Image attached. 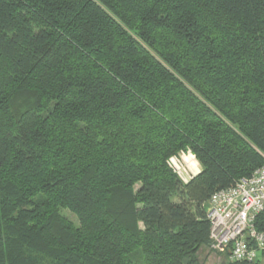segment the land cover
<instances>
[{
	"label": "trees",
	"instance_id": "trees-1",
	"mask_svg": "<svg viewBox=\"0 0 264 264\" xmlns=\"http://www.w3.org/2000/svg\"><path fill=\"white\" fill-rule=\"evenodd\" d=\"M263 157L264 0H0V264H199Z\"/></svg>",
	"mask_w": 264,
	"mask_h": 264
},
{
	"label": "built area",
	"instance_id": "built-area-1",
	"mask_svg": "<svg viewBox=\"0 0 264 264\" xmlns=\"http://www.w3.org/2000/svg\"><path fill=\"white\" fill-rule=\"evenodd\" d=\"M203 208L213 253L227 255L231 264H264V232L255 224L264 217V163L249 177L215 191Z\"/></svg>",
	"mask_w": 264,
	"mask_h": 264
},
{
	"label": "rangeland",
	"instance_id": "rangeland-1",
	"mask_svg": "<svg viewBox=\"0 0 264 264\" xmlns=\"http://www.w3.org/2000/svg\"><path fill=\"white\" fill-rule=\"evenodd\" d=\"M188 154L189 153H185V154L184 153H180V154H178L177 156L171 158L168 161L169 166L175 171L176 174L179 172L181 176H185L186 177V172L189 175H190V173H189L190 171L191 172L193 171V173L195 172L193 165L194 166L197 165V163L195 161L196 159L193 160L189 156L186 159H185V157L183 159H180L181 157L187 156ZM184 159H185V161H187V163L184 162ZM174 166L177 167V169ZM189 175H187V176L189 177ZM136 188L137 187H135V189ZM67 216L72 217L69 214H67ZM197 261L199 262V264H227L228 259L224 255H218V254L213 253L209 249V246L206 247L205 245H203L197 251Z\"/></svg>",
	"mask_w": 264,
	"mask_h": 264
},
{
	"label": "crops",
	"instance_id": "crops-1",
	"mask_svg": "<svg viewBox=\"0 0 264 264\" xmlns=\"http://www.w3.org/2000/svg\"><path fill=\"white\" fill-rule=\"evenodd\" d=\"M185 154V153H184ZM190 157V158H192L193 160H195V158L189 153L187 156H183V157H181L180 159H183L184 157H185V159L187 158V157ZM185 159H184V162L185 163H187V161H185ZM179 161V160H178ZM196 161V160H195ZM196 163H197V161H196ZM192 167V166H191ZM193 167H194V173H193V171L191 172H189L190 173V175L186 172V177L185 176H178L179 177V179L183 182V183H187L191 178H193L194 176H196L199 172H200V166H199V164L197 163V165H193ZM189 169V168H188ZM187 175H189V177L187 176Z\"/></svg>",
	"mask_w": 264,
	"mask_h": 264
}]
</instances>
